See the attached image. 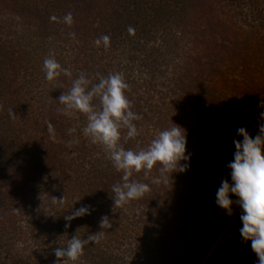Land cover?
<instances>
[{
    "label": "trees",
    "instance_id": "1",
    "mask_svg": "<svg viewBox=\"0 0 264 264\" xmlns=\"http://www.w3.org/2000/svg\"><path fill=\"white\" fill-rule=\"evenodd\" d=\"M50 56L71 76L48 81ZM80 73L91 84L123 74L142 116L137 137L121 129L126 150L183 127L187 171L167 183H153L159 165L134 172L149 191L115 206L123 172L84 134L85 114L60 111ZM260 96L264 0H0V264H57L56 248L97 233L75 264H255L240 209L229 216L215 200L237 129L257 131ZM82 205L90 214L65 220Z\"/></svg>",
    "mask_w": 264,
    "mask_h": 264
},
{
    "label": "clouds",
    "instance_id": "2",
    "mask_svg": "<svg viewBox=\"0 0 264 264\" xmlns=\"http://www.w3.org/2000/svg\"><path fill=\"white\" fill-rule=\"evenodd\" d=\"M65 20L72 23L69 13ZM131 31V29H130ZM109 37H102L105 48L109 45ZM97 46L101 39L96 41ZM46 79L53 81L63 72L71 76L68 69L50 56L43 63ZM91 85V86H90ZM128 84L122 73H110L107 77H100L99 82L91 84L85 73L73 80L72 87L67 93H62L58 100L64 107L60 110L65 115L75 112L87 116L84 134L92 143L102 145L113 167L123 172V183L113 185L115 206H123L132 200L140 199L149 191V185L138 181H130L133 173L142 170L147 175L155 166L159 165L160 179L153 183L168 182V175L185 172L190 167L191 154L187 152L186 130L175 124L173 127L161 130L146 149L139 151L126 150L120 143L121 129L126 128L127 139L138 136V129L134 121L142 116L131 110V101L126 95ZM99 99V107L93 101ZM259 112L257 131L255 135L245 126L237 129L234 138L235 151L233 159L228 162L229 178L221 180L217 189L215 203L231 216L234 206L240 209L242 227L239 229L242 242H251L252 251L256 254L255 264H264V96L258 101ZM15 115L13 111L10 113ZM49 132L54 129L51 123ZM235 197V198H233ZM91 206L82 205L64 218L70 222L77 217L90 214ZM70 225H66L68 227ZM111 227L108 217L101 221V228ZM99 234L89 235L87 239L73 236L66 245L55 249L57 264L59 261L70 260L75 264L84 254V249L90 242L98 243Z\"/></svg>",
    "mask_w": 264,
    "mask_h": 264
},
{
    "label": "rangeland",
    "instance_id": "3",
    "mask_svg": "<svg viewBox=\"0 0 264 264\" xmlns=\"http://www.w3.org/2000/svg\"><path fill=\"white\" fill-rule=\"evenodd\" d=\"M213 248H214V247H213ZM213 248H212V249H213Z\"/></svg>",
    "mask_w": 264,
    "mask_h": 264
}]
</instances>
